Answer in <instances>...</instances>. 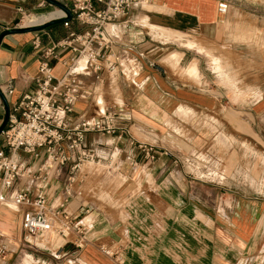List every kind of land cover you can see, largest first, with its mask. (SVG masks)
Returning <instances> with one entry per match:
<instances>
[{
    "label": "crops",
    "instance_id": "1",
    "mask_svg": "<svg viewBox=\"0 0 264 264\" xmlns=\"http://www.w3.org/2000/svg\"><path fill=\"white\" fill-rule=\"evenodd\" d=\"M218 3L152 0L153 9L131 7L128 25L106 26L114 40L109 60L119 56V65L104 69L100 80L83 77L88 93L69 120H102L113 105L119 129L89 133V155H72L43 191L25 176L6 192L9 198L18 190L33 199L44 195L48 212L63 210L87 226L85 242L77 247L74 235L56 249L27 244L23 218L37 207L9 201L0 207V242L8 248L3 264H27L29 258L33 264H264V88L240 98L218 85L264 80V66L237 57L236 42L216 39L215 32L204 38L225 14ZM63 17L45 0H0V35ZM148 20L192 33L194 46L165 39ZM93 29L72 18L69 27L60 22L1 39L0 126L2 95L12 111L35 90L45 49L70 31ZM58 52L61 58L51 63L60 77L63 58L76 52ZM140 144L154 147V159ZM19 154L33 169L46 159L44 149L37 157ZM103 248L114 250L119 261Z\"/></svg>",
    "mask_w": 264,
    "mask_h": 264
},
{
    "label": "built area",
    "instance_id": "2",
    "mask_svg": "<svg viewBox=\"0 0 264 264\" xmlns=\"http://www.w3.org/2000/svg\"><path fill=\"white\" fill-rule=\"evenodd\" d=\"M70 1L72 18L82 24L94 25V29L84 32L70 31L65 38L45 49L44 60L36 77L35 90L25 94L10 111L8 124L0 135V207L9 201L15 207H37L36 211L24 215L22 239L38 248L54 243V240L46 241V237L53 238L52 232L60 236L61 240L75 235L76 246L81 247L85 242L87 226L81 221H75L63 210L48 212L44 195L33 199L26 190H18L9 198L6 192L25 176L33 178L38 191H43L46 182L54 173L60 176L72 155H89V133L114 134L119 129L116 122L118 112L113 105L105 107L102 120L80 119L71 122L69 115L74 111L76 102L88 93L83 77L93 75L96 80H100L104 69L113 71L119 65V56L114 61L109 60V54L113 55L111 51L114 40L107 32L106 26L111 23L128 25L131 7L144 6L152 0ZM228 6L227 2H221L218 8L225 13ZM69 25L70 21L64 22L65 27ZM34 45L39 46L37 41ZM67 47L76 52V55L63 58L66 71L57 77L51 62L61 58L58 52L60 48ZM64 147L68 149V154L64 152ZM139 147L154 159L153 146L140 144ZM40 149L45 150L46 159L36 169L30 167V159H23L19 154L22 152L37 157ZM103 251L110 256L116 254L108 248H103ZM7 254V246L0 242V264L4 263ZM116 258L120 259L118 254Z\"/></svg>",
    "mask_w": 264,
    "mask_h": 264
},
{
    "label": "rangeland",
    "instance_id": "3",
    "mask_svg": "<svg viewBox=\"0 0 264 264\" xmlns=\"http://www.w3.org/2000/svg\"><path fill=\"white\" fill-rule=\"evenodd\" d=\"M218 2H227L229 4L228 10L225 12V14H222L221 22H219L220 25L215 31H213L214 25H212L211 28L206 29V37L204 38H209V35H214L215 32L214 38L216 39L236 42L238 45V47L235 49L237 57H247L251 63H254V61H259V63H261L260 66H264V0H218ZM152 5L153 4L151 1V3L146 6V8L153 9ZM137 6L140 8H145L142 5ZM146 23L151 27L152 25H155V27L153 26L152 28L156 29L158 34L164 36L165 39H168L169 41L176 40L180 43H183L185 39L187 41L194 39L192 33H179L166 28L162 29L161 27L156 26L157 24H155L153 20H148ZM169 44H171V42ZM187 45L189 47H193L194 43L189 41L187 42ZM194 71L195 70L193 68L188 69V72L191 74ZM218 83L219 86L226 85V89L228 87L227 90L233 92L235 97L240 98L244 96L243 94L247 95L250 90L258 91L264 88V80L257 79H234L231 81H218ZM33 160L34 158L32 161ZM255 163H257V161H255ZM109 194L111 195L112 193L109 192ZM9 204L15 207L11 202H9ZM70 236L72 237L73 235ZM51 237L53 238L46 237V241L54 240V243H52L50 246H42V249H48L49 247L56 249L58 247L56 244L63 241L60 239V236H57L55 232H52ZM114 257H116V254ZM27 264H33V259L29 258Z\"/></svg>",
    "mask_w": 264,
    "mask_h": 264
},
{
    "label": "water",
    "instance_id": "4",
    "mask_svg": "<svg viewBox=\"0 0 264 264\" xmlns=\"http://www.w3.org/2000/svg\"><path fill=\"white\" fill-rule=\"evenodd\" d=\"M45 1H47L48 3H50L52 5H55L59 9H61L66 14V17H63V18L57 19V20H51L47 23H44V24L38 25V26H28V27H18V28L7 29L0 35V41L4 36H6L8 34L22 33V32H33V31L40 30L44 27H47L49 25H52L55 23H60V22H65V21H70L72 19L73 13H72L71 9L65 3H63L59 0H45ZM2 98H3L4 103H5V117H4L2 125L0 126V135H1V132L3 131V129L8 124L9 115H10L9 104L3 95H2Z\"/></svg>",
    "mask_w": 264,
    "mask_h": 264
},
{
    "label": "bare ground",
    "instance_id": "5",
    "mask_svg": "<svg viewBox=\"0 0 264 264\" xmlns=\"http://www.w3.org/2000/svg\"><path fill=\"white\" fill-rule=\"evenodd\" d=\"M148 6V4L144 5V7ZM61 13V12H60Z\"/></svg>",
    "mask_w": 264,
    "mask_h": 264
}]
</instances>
